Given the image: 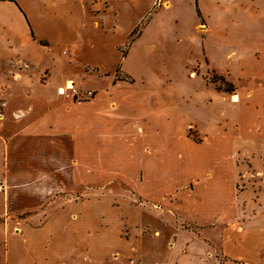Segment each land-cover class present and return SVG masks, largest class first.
Instances as JSON below:
<instances>
[{
	"label": "rangeland",
	"instance_id": "rangeland-1",
	"mask_svg": "<svg viewBox=\"0 0 264 264\" xmlns=\"http://www.w3.org/2000/svg\"><path fill=\"white\" fill-rule=\"evenodd\" d=\"M92 2L95 8L104 6L106 23L114 28H108L111 33L119 28L113 19L121 16L120 32L113 36L121 43L114 65L103 67L71 50L43 54L57 61L53 68L0 58V264L8 244L10 254L24 248V254L19 251L25 259L19 264H264V136L245 135L248 145L240 140L236 115L241 104L252 107L259 87L239 78L237 60L243 47L264 38V0ZM124 14L140 16L131 36L122 34L127 27ZM92 55L96 54H88ZM62 59L83 63L80 68H61ZM237 95L239 100L233 101ZM57 108L66 109L69 116L72 109H82L84 121L93 116L100 122L90 126L93 131L127 135L137 134L138 128L141 136L153 135L152 147L162 146L156 138L168 135L169 151L173 145L190 152L191 158L183 163L178 155L168 171H160L155 148L138 146L139 140L129 159L109 152L108 144L97 137L84 138L86 154L59 136L41 138L55 144L53 150L40 141L37 151V140L17 143L14 164L25 153L28 159L22 163L27 169L56 177L59 199L87 205L83 224H71L62 229L61 238L50 239L55 228L35 220L49 215L37 211L39 201H30L19 216H9L2 192L11 165L5 143L27 123L57 119ZM40 128L35 125L32 130ZM60 129L80 131L69 121ZM226 136L234 139L232 151L217 148L222 158L209 166L214 155L206 151L207 139ZM201 151V159L193 156ZM85 157L88 189L81 190L74 187V178H79ZM228 165H233V174ZM32 184L28 190H33ZM199 202L204 206L198 210ZM3 217L28 224L24 229L13 224L6 242ZM65 238L67 243L56 252Z\"/></svg>",
	"mask_w": 264,
	"mask_h": 264
},
{
	"label": "crops",
	"instance_id": "crops-1",
	"mask_svg": "<svg viewBox=\"0 0 264 264\" xmlns=\"http://www.w3.org/2000/svg\"><path fill=\"white\" fill-rule=\"evenodd\" d=\"M92 1L93 0H0V58H13L19 59L20 61H27L36 64L39 68H53L57 66V61H48L46 60V57H43L42 55L54 51L59 55L60 53L71 50L74 53H84L85 55L84 58L82 57L83 59L92 60L95 63L98 62L103 67H108L111 64L114 65L120 57L118 47H120L121 43L116 41L113 36L120 32L121 16L117 15V19L115 20L114 18L112 22L119 26L117 29L118 31L116 33L109 32L108 28L111 29L113 26H111L109 22L106 23L108 20H106L107 13L104 12V6L99 5V7L96 6L97 8H95V3ZM110 1L112 3H117L118 0ZM123 7L124 11L127 12V6L124 5ZM124 16V26L127 25V27L123 30L122 34L128 36L133 27L137 24L140 16L127 17V14H124ZM249 46L247 45L239 51L240 57L237 60L239 78L247 85H259V87L253 92L252 100L254 103L251 104L252 107L241 104L238 106L239 108L236 114L240 122L237 126L238 133L241 134L240 140H243V142L246 143L248 141L245 139H248V137H245V135L250 137L259 136L258 132L263 133L264 131V38L258 43L253 42V44ZM89 53H95L96 55L89 57ZM105 54H110V57L106 58ZM80 60L71 64L62 59L60 61V67L80 68L83 63ZM237 97L239 100V95H237ZM63 101L66 100H61L60 102L63 103ZM255 105L259 110L256 109ZM254 107L255 109H253ZM63 110V108L55 109L54 113L56 114L57 119H55V117L53 120L52 118H49L48 123L41 120H39V122L27 123L20 129V132L22 133H18L5 143L8 162L11 164L9 167V174L7 175L8 185L6 191L2 192L6 198L7 213H9V216L17 217L23 211L28 210L26 204L30 201H39L40 208H38L37 211L40 212L43 209L49 211V215L35 218V220L37 224L49 225L51 230L55 228L54 230H56V232L50 231V239H53V237L61 238L63 236L62 229L67 228V226L71 224H83L85 215H87V205L83 206V203L80 205L77 203L67 204L63 202L62 199H59L61 197H59L57 193L60 191L59 189L61 188V185L57 182L56 177L51 174L41 175L33 169H27L22 163L23 159H28L24 156L25 153L21 156L20 161L18 159V163L14 164L11 161V158L15 151V147L17 149L20 148L17 143H21L23 146L37 140L33 147L34 149L37 148V151H39L42 147V144L39 145L41 138L49 140L50 138L59 136V138L64 140H72V144H75L76 147L79 146L80 149L78 150L80 152L84 149V154H86V151H88V144L84 141V138L90 136L92 138L97 137L96 140L98 142L107 143L109 152L113 151L116 155H123L124 158L129 159L136 153L135 147L137 146V140H139L140 142H138V146L147 149L155 148L154 154L159 157L158 167H160V171H168L169 165L172 164V161L176 159L178 155L185 159L183 163L191 158L190 152L185 151L184 153L183 150H179L173 145L169 151L168 142L166 141L168 135L161 137L165 138V140L156 138L160 139V145L162 146L152 147L153 145L156 146V144H152L153 135L146 134L141 136L138 128L136 131L137 134L134 132L127 135H117L119 133H111L104 130L93 131L90 129V126H97L100 123H98L97 120L95 121L93 116L88 120L85 118L84 121V118L82 117V109L74 110V116L73 109L71 110L72 112H70V116L68 115V111L66 113V109ZM91 119L93 122L89 123V120ZM68 121L75 128H79L80 131H62L60 129L61 125L63 123L67 125ZM35 125H39L41 127L40 130L33 131L32 127ZM262 133L261 137L264 136ZM103 136L107 137L104 138ZM143 137L144 140L142 139ZM143 142H146V144H143ZM234 144L235 142L234 139L232 140V137L229 138L226 136L222 139L216 140L209 137L205 143V146L208 149L206 151H208L209 155L213 154L214 156L212 162L208 163L205 161L206 164L208 163L210 166V163L213 165L221 160L222 154L216 150L217 148H224L228 153L232 151ZM240 144L242 143L240 142ZM55 146V144L47 142L46 147L53 150V147ZM138 146L137 148H139ZM192 147L193 150L194 148L196 151L198 150V148L194 146ZM34 149L32 148L33 152ZM203 153L204 151H201V153L195 152L193 153V156H198V158L201 159L200 156H202ZM86 157L80 162V167L78 169L81 170V174L79 175V178L76 177L75 179L73 175L75 181L74 187H76V189H88V168H85L83 165V163L86 162ZM227 169L230 174H233V165H228ZM219 172L221 173L220 168L217 173ZM162 177L161 174L160 179H162ZM48 180H52V182L47 183ZM14 182L18 185V188L12 190L15 186ZM30 183H33V190H28L27 188V185ZM20 186L22 187L20 188ZM24 187L27 189H24ZM60 201H62V203H60ZM202 206H204L203 202H199L198 210ZM7 218H4L5 221L3 222V224H5L4 229H6V236L3 241L10 242L9 232L12 225L15 223L18 225L20 224V227L22 225V229H24L25 224L28 223L22 219H18V221H9L10 219ZM56 224H59V226H56ZM57 229H59V231H57ZM67 241L68 238H65V241L60 244L61 246H56V252H58L57 250H59L64 243H67ZM1 244L3 245V248L6 246L3 242H1ZM9 249L10 247L8 244V248L4 249L3 264H11L12 260L14 264H19L18 261L25 259L23 255V247H17V255L10 254L11 252L9 253ZM19 250H21L23 254H20ZM22 264L33 263H26V261H24Z\"/></svg>",
	"mask_w": 264,
	"mask_h": 264
},
{
	"label": "bare ground",
	"instance_id": "bare-ground-1",
	"mask_svg": "<svg viewBox=\"0 0 264 264\" xmlns=\"http://www.w3.org/2000/svg\"><path fill=\"white\" fill-rule=\"evenodd\" d=\"M69 85H66V89H69ZM62 92H64V90L62 88L59 89V94H62ZM233 101H238V97L237 96H233L232 98Z\"/></svg>",
	"mask_w": 264,
	"mask_h": 264
},
{
	"label": "trees",
	"instance_id": "trees-1",
	"mask_svg": "<svg viewBox=\"0 0 264 264\" xmlns=\"http://www.w3.org/2000/svg\"><path fill=\"white\" fill-rule=\"evenodd\" d=\"M134 30H132V32L129 34V36H131L133 34ZM123 56V53H122ZM121 81H126L125 79H122Z\"/></svg>",
	"mask_w": 264,
	"mask_h": 264
},
{
	"label": "built area",
	"instance_id": "built-area-1",
	"mask_svg": "<svg viewBox=\"0 0 264 264\" xmlns=\"http://www.w3.org/2000/svg\"><path fill=\"white\" fill-rule=\"evenodd\" d=\"M71 85H72V84H71ZM69 89H72V90H74L72 86H71ZM67 90H68V89H67ZM74 91H75V90H74ZM89 95H90V94H89Z\"/></svg>",
	"mask_w": 264,
	"mask_h": 264
}]
</instances>
